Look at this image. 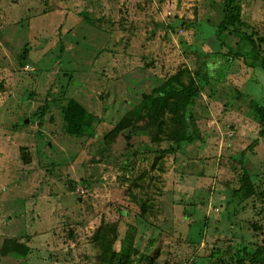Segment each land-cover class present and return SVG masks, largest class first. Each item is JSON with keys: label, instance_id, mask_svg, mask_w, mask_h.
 Here are the masks:
<instances>
[{"label": "rangeland", "instance_id": "obj_1", "mask_svg": "<svg viewBox=\"0 0 264 264\" xmlns=\"http://www.w3.org/2000/svg\"><path fill=\"white\" fill-rule=\"evenodd\" d=\"M237 3L243 33L264 37V0ZM223 7L0 0V264H95L101 223L117 224L118 250L132 229L154 264H232L256 243L264 138L251 106H264V70L246 36L219 27ZM185 67L201 74L191 124L202 140L152 167L170 143L155 141L147 112L129 113ZM70 100L96 115L94 135L67 132ZM244 170L256 193L247 199L234 194ZM145 202L153 226L139 219ZM5 240L28 255H3Z\"/></svg>", "mask_w": 264, "mask_h": 264}, {"label": "trees", "instance_id": "obj_2", "mask_svg": "<svg viewBox=\"0 0 264 264\" xmlns=\"http://www.w3.org/2000/svg\"><path fill=\"white\" fill-rule=\"evenodd\" d=\"M236 3L237 0H224V7L221 12L222 20L219 27L227 30L231 35L246 36L252 53L259 58L260 66L264 70V49L262 48L264 37H258L256 32L251 35L243 33L242 7ZM215 58L214 56L213 59ZM202 76L203 80L206 79V83L209 84L210 81L207 79L209 76ZM200 78V72L196 71L193 73V71L185 67L168 77L150 93H144L142 102L129 113L131 118L135 116L140 118L144 111L147 112L152 117L156 128L155 141L158 143L162 141L170 143L167 149L159 150L160 157L154 160L152 167L159 165V160L163 156L176 152L182 146L201 142L202 139L197 136V129L191 124L192 110L203 93V85L199 81ZM46 108L47 106L44 105L40 109L42 118L45 116ZM251 108L258 117L260 136L264 138V106L254 102ZM64 117L69 134L78 138L95 134L96 115L89 112L78 101L70 100L67 103L64 109ZM249 148L252 149L254 146ZM23 159L26 163L30 162L29 158L23 157ZM234 194L245 199L256 194L253 179L247 170H244L241 177V186L237 191H234ZM140 208L139 219L153 226V221L148 214L150 207L145 202L141 203ZM251 229L255 233L256 243L244 245V248L241 249L237 248L236 258L231 261L232 264H264V237H259L264 231L262 227L255 223L251 225ZM257 232L260 233L256 235ZM118 240L119 231L117 224L101 223L92 235V242L98 250L95 264H154L151 256L142 253L137 248L135 232L132 229L121 241L119 250L115 247ZM154 244L155 240L151 242V245ZM29 251V247L18 243L9 245L7 240H5L1 250L3 255L15 252L22 258H25ZM165 264H170V262L167 261Z\"/></svg>", "mask_w": 264, "mask_h": 264}, {"label": "water", "instance_id": "obj_3", "mask_svg": "<svg viewBox=\"0 0 264 264\" xmlns=\"http://www.w3.org/2000/svg\"><path fill=\"white\" fill-rule=\"evenodd\" d=\"M28 122V121H27Z\"/></svg>", "mask_w": 264, "mask_h": 264}]
</instances>
